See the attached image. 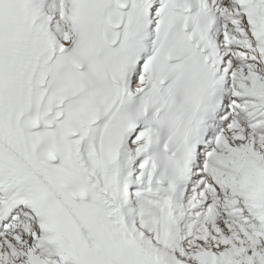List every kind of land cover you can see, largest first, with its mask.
<instances>
[{
	"label": "snow or ice",
	"instance_id": "snow-or-ice-1",
	"mask_svg": "<svg viewBox=\"0 0 264 264\" xmlns=\"http://www.w3.org/2000/svg\"><path fill=\"white\" fill-rule=\"evenodd\" d=\"M0 264H264V0H0Z\"/></svg>",
	"mask_w": 264,
	"mask_h": 264
}]
</instances>
